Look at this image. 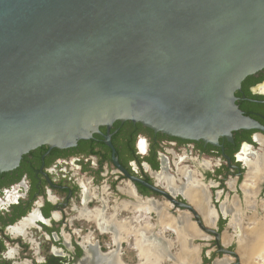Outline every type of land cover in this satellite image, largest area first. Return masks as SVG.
<instances>
[{
  "label": "water",
  "instance_id": "water-1",
  "mask_svg": "<svg viewBox=\"0 0 264 264\" xmlns=\"http://www.w3.org/2000/svg\"><path fill=\"white\" fill-rule=\"evenodd\" d=\"M263 68L264 0H0V171L115 119L215 144L213 129H264L234 94Z\"/></svg>",
  "mask_w": 264,
  "mask_h": 264
},
{
  "label": "flooded vegetation",
  "instance_id": "flooded-vegetation-1",
  "mask_svg": "<svg viewBox=\"0 0 264 264\" xmlns=\"http://www.w3.org/2000/svg\"><path fill=\"white\" fill-rule=\"evenodd\" d=\"M254 74L264 76V68ZM246 78L234 93L235 103L245 116L264 127V90L253 92L264 80L245 89ZM92 124L91 137L71 146L40 145L23 154L17 167L0 171V264H97L92 251L99 249V254L108 255L118 246L126 261L124 246L138 251L135 241L122 239L127 229L119 224L140 227L141 242L154 251L153 243L156 246L158 238H164L154 231L159 232L165 213L181 231V240L172 231L177 244H203V263L241 264L235 246L245 244L247 253L248 244L258 241L255 232L249 231L245 237V218L248 212L264 214L263 128H233L231 136L226 128L213 129L207 135L215 144L156 131L130 119ZM106 135H111L121 167L113 160ZM248 178L255 179L254 186L245 184ZM193 191H198V201L193 199ZM144 205L152 208L149 216L156 221L154 230L147 233L144 212L139 210ZM132 209L140 217L125 222ZM195 213L205 227L220 233L223 249L236 252L230 254L236 261L225 258L229 253L220 250L216 236L204 231ZM257 219L264 224V215ZM193 225L201 235L186 234ZM151 235L156 236L152 243L147 239ZM193 252L197 263L199 250ZM217 253L224 258H217Z\"/></svg>",
  "mask_w": 264,
  "mask_h": 264
},
{
  "label": "bare ground",
  "instance_id": "bare-ground-1",
  "mask_svg": "<svg viewBox=\"0 0 264 264\" xmlns=\"http://www.w3.org/2000/svg\"><path fill=\"white\" fill-rule=\"evenodd\" d=\"M249 177V176H248ZM255 179H247L245 181V184L247 186H251V185H255ZM192 193V197L195 201H198L200 199V196H199V193L198 191H193L191 192ZM171 205V204H170ZM135 209V208H134ZM138 209V208H137ZM139 210L140 211H143L145 216L146 215H149V213L152 211V208L149 206V205H144L142 207H139ZM135 212V211H134ZM140 215V214H139ZM165 218L164 220L161 222V226L159 228V232L156 233L154 231L155 234H163L164 232L166 231H173L175 233H177V235H179V238L181 240V231L180 229L172 222L173 220L170 219V214L169 213H165L164 214ZM206 219H207V222L211 223V219H210V216L208 215V212L206 213ZM188 220V219H187ZM189 221V220H188ZM254 222L249 226V229L251 230L252 228H256L257 226H259L261 230V233L260 235H258V241L255 242V245H253V249H255L254 252H257L256 255H255V260L257 259V262L259 264H264V227L262 226L261 222L255 218L253 220ZM125 222H129V220L125 221ZM130 224V223H129ZM187 224V223H186ZM189 224V223H188ZM191 224V223H190ZM141 225V224H140ZM120 227H126L127 231L125 232L126 235L122 237V239H127V237H129L130 235L133 236L134 235V238L135 239V246L137 248V251H138V254H139V261L137 263H134V264H145V261H150L151 264H163V262H165L166 260V256H161L160 254H158L157 252H154L151 248L150 245H143V242H141L140 240V236H139V228L140 227H137V228H132V227H129V225L127 224H119ZM187 226V225H186ZM155 228V224L151 223L150 220L148 219H145V222H144V230H145V233H147L148 231H152L154 230ZM188 229V227H187ZM202 231V230H201ZM252 231V230H251ZM250 231V232H251ZM187 232L190 234L191 237H197L199 235H201V232L198 230V228L196 226H191ZM254 233V232H253ZM257 234V233H256ZM130 236V237H131ZM227 238V237H225ZM164 239V238H163ZM259 239H261L262 241H260ZM176 241V240H175ZM160 242V241H159ZM169 243L170 245L172 246L173 243L172 241L169 240ZM175 244V243H174ZM154 245V244H153ZM258 246V247H257ZM120 248V246H118ZM117 247V248H118ZM97 248V247H96ZM119 248L116 249V250H112L110 254L106 255H101L99 254L98 251H100L98 249L95 250L94 252L92 251L93 253V258H95V261L97 262V264H131V263H128L127 261H124L121 256H120V251H119ZM259 249V250H258ZM101 252V251H100ZM191 255H189V257L185 258L183 255H176V259L174 260L175 264H197L194 262L195 258H196V255L194 256L193 254H196L195 252H192L191 251ZM253 253V252H252ZM183 254V252H182ZM188 261V263H186L185 261ZM252 261V260H251ZM250 261V262H251ZM254 261V259H253ZM252 261V263H253ZM223 261H219V264H222ZM250 262H248V264H251ZM147 263V262H146ZM149 263V264H150Z\"/></svg>",
  "mask_w": 264,
  "mask_h": 264
},
{
  "label": "rangeland",
  "instance_id": "rangeland-1",
  "mask_svg": "<svg viewBox=\"0 0 264 264\" xmlns=\"http://www.w3.org/2000/svg\"><path fill=\"white\" fill-rule=\"evenodd\" d=\"M131 212H129L128 214V220H131V219H136V218H139L140 216L136 213V212H134L133 211V209L132 210H130ZM248 217H246L245 219V221L246 222H244L243 223V225H244V230H245V233H246V236L245 237H247V233L249 232V231H251V233H253V232H255L254 233V235H260V232L261 231H259V230H261V229H259L260 227L259 226H257L256 228H252L251 230L249 229V227H248V225L249 224H251V223H253L254 221L253 220H251L250 218H251V216L252 215H255L257 218H262V216L264 215L263 213H261V214H258V213H251V212H248ZM258 215H260V216H258ZM145 219H148V220H150V222L151 223H153V224H155L156 223V221L155 220H151L150 219V216L149 215H146L145 216V214H144V222H145ZM249 220H250V223H249ZM261 223H263V222H261ZM262 226L264 227V224H262ZM247 227H248V230H247ZM257 233V234H256ZM164 234L166 235V237L170 240V241H172V243H173V248H171L170 250H171V252H172V254H174V255H183L185 258L188 256V254H187V256H186V253H189V252H193V251H196V249L197 250H199V256H200V258H199V262L197 261V264H210L211 262H207V263H203L204 261H205V259H204V254L203 253H201L200 251H202V248H203V244L201 243V242H199V241H196V243L195 242H193V241H191V242H187V245H180V244H177L178 243V241H175V240H177L176 239V235L172 232V231H167V232H164ZM186 234H188V232L186 231ZM126 235V234H125ZM189 235V234H188ZM161 236L163 237V234H161ZM244 237V238H245ZM259 238V237H258ZM133 239H135L134 238V236L132 237H127V241H130V242H134L135 240H133ZM246 239V238H245ZM248 239V238H247ZM132 240V241H131ZM168 240V241H169ZM260 241H262L261 239H259ZM245 242H248V241H245ZM175 243V244H174ZM249 243V242H248ZM247 243V244H248ZM149 244V243H148ZM255 244V242H253L252 244H248V246H247V249H248V251H247V253H244V249H243V247L245 246V244H238L237 246H235V249L237 250V252H238V254L240 255V263L241 264H248V262H250V259L253 261V259H254V261H253V263H252V261L250 262L251 264H259L258 262H257V259L255 260V255H256V253L257 252H254L255 251V249H253V245ZM146 246H147V244H146ZM171 246V247H172ZM258 247V246H257ZM124 248L125 249H127L126 250V254H127V256L126 257H124L125 258V260L128 262V263H131V264H134V263H137L140 259H139V254H137V252H136V250L135 249H133V246H124ZM193 249V250H192ZM105 251L107 250V249H104ZM259 250V249H258ZM182 252H183V254H182ZM253 252V253H252ZM196 253V252H195ZM165 256H166V260H168V258H170L171 260H169V261H166L165 260V262H163V264H175V263H173V257L171 258V257H168L166 254H164ZM194 256L196 255V254H193ZM220 255V256H219ZM197 256V255H196ZM225 256H227V257H225V258H230L232 261H236V259H235V257H232V256H230V254L229 255H225ZM189 257V256H188ZM203 258V262H202V258ZM216 257L217 258H224V256L222 257L221 256V254H219V253H217L216 254ZM248 261V262H247ZM147 262V263H146ZM175 262V261H174ZM186 263H188V261L186 260L185 261ZM194 262H195V260H194ZM225 263H226V261H224ZM150 263V261H145V264H149ZM224 263V264H225ZM151 264V263H150Z\"/></svg>",
  "mask_w": 264,
  "mask_h": 264
},
{
  "label": "trees",
  "instance_id": "trees-1",
  "mask_svg": "<svg viewBox=\"0 0 264 264\" xmlns=\"http://www.w3.org/2000/svg\"><path fill=\"white\" fill-rule=\"evenodd\" d=\"M263 80H264V76H261L258 78L255 76V74H251V75L247 76L246 81L244 82L245 83L244 88L248 89L249 85L254 84L256 82H259V81H263Z\"/></svg>",
  "mask_w": 264,
  "mask_h": 264
},
{
  "label": "crops",
  "instance_id": "crops-1",
  "mask_svg": "<svg viewBox=\"0 0 264 264\" xmlns=\"http://www.w3.org/2000/svg\"><path fill=\"white\" fill-rule=\"evenodd\" d=\"M167 232V231H166ZM160 234V233H159ZM163 237H164V240L165 241H167L168 243H169V239L167 240L166 239V235L163 233ZM153 244H155V243H153ZM169 247H170V249H171V245H170V243H169ZM153 248H154V252H157L158 254H160L161 256H165L164 255V253H163V251H162V248H160V247H157V246H155V245H153ZM102 252V251H101ZM173 260H175V259H173Z\"/></svg>",
  "mask_w": 264,
  "mask_h": 264
},
{
  "label": "built area",
  "instance_id": "built-area-1",
  "mask_svg": "<svg viewBox=\"0 0 264 264\" xmlns=\"http://www.w3.org/2000/svg\"><path fill=\"white\" fill-rule=\"evenodd\" d=\"M94 241H97V242H99V239H98V238H96Z\"/></svg>",
  "mask_w": 264,
  "mask_h": 264
}]
</instances>
